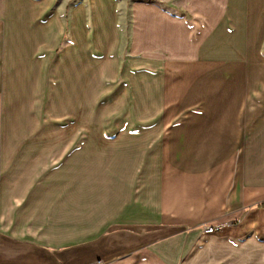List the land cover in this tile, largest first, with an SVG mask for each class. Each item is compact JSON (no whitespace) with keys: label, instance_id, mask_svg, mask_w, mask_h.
<instances>
[{"label":"crops","instance_id":"obj_1","mask_svg":"<svg viewBox=\"0 0 264 264\" xmlns=\"http://www.w3.org/2000/svg\"><path fill=\"white\" fill-rule=\"evenodd\" d=\"M54 106L111 110L102 139L156 159L94 234L47 244L8 226L24 182L7 143ZM262 202L264 0H0V264H264Z\"/></svg>","mask_w":264,"mask_h":264},{"label":"rangeland","instance_id":"obj_2","mask_svg":"<svg viewBox=\"0 0 264 264\" xmlns=\"http://www.w3.org/2000/svg\"><path fill=\"white\" fill-rule=\"evenodd\" d=\"M153 1L171 8L178 0ZM7 96L9 100L16 98L13 92ZM33 110L24 107V117ZM45 111L46 116L53 118L55 126H47L35 138L32 134L27 136L28 132L24 134L28 138L23 140L17 130L9 135L7 144L11 156L7 159V175L11 177L14 168L23 171L16 180L24 185L14 190L22 194L20 197H9L8 204L11 202L18 210L17 218L7 223L12 231L23 232L47 244H59L94 234L111 209L117 206L115 203L128 200L126 184L131 174L128 171L135 167L138 186L144 181V168L154 164L156 157L139 156L140 151L136 149V152L125 142H116L114 146L112 141L102 139L103 133L111 136L105 125L107 121L103 124L102 119V114L111 110L102 109V106L92 110L87 123L66 118L62 107L54 106ZM16 148L21 154L12 156ZM19 167L22 170L17 169ZM118 170V182L126 184L118 189L114 187L111 193L113 171ZM23 196L28 197L21 199Z\"/></svg>","mask_w":264,"mask_h":264},{"label":"built area","instance_id":"obj_3","mask_svg":"<svg viewBox=\"0 0 264 264\" xmlns=\"http://www.w3.org/2000/svg\"><path fill=\"white\" fill-rule=\"evenodd\" d=\"M229 223H232V221H219L215 223H204L201 225V230L205 234L219 232V231H222L224 227Z\"/></svg>","mask_w":264,"mask_h":264},{"label":"trees","instance_id":"obj_4","mask_svg":"<svg viewBox=\"0 0 264 264\" xmlns=\"http://www.w3.org/2000/svg\"><path fill=\"white\" fill-rule=\"evenodd\" d=\"M261 206H264V202L260 203Z\"/></svg>","mask_w":264,"mask_h":264}]
</instances>
